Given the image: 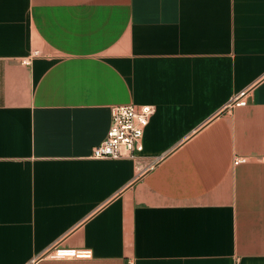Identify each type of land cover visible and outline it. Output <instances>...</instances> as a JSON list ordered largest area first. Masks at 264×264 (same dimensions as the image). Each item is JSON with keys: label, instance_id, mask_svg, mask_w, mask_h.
Instances as JSON below:
<instances>
[{"label": "crops", "instance_id": "crops-1", "mask_svg": "<svg viewBox=\"0 0 264 264\" xmlns=\"http://www.w3.org/2000/svg\"><path fill=\"white\" fill-rule=\"evenodd\" d=\"M129 103L141 157L91 158ZM129 260L264 264V0H0V264Z\"/></svg>", "mask_w": 264, "mask_h": 264}, {"label": "built area", "instance_id": "built-area-1", "mask_svg": "<svg viewBox=\"0 0 264 264\" xmlns=\"http://www.w3.org/2000/svg\"><path fill=\"white\" fill-rule=\"evenodd\" d=\"M247 91H241L230 98L224 105L226 110L234 107L244 106L247 103ZM154 111L151 104H118L110 108V123L106 135L91 149V158H122L130 157L139 159L143 149L142 136L144 129L148 124L149 118ZM160 158L154 156L151 164L152 167ZM243 158H238L235 163L242 162ZM89 248L65 247L56 243L50 246L45 255L51 258L68 259V258H89L91 256ZM128 264H133L131 260Z\"/></svg>", "mask_w": 264, "mask_h": 264}]
</instances>
